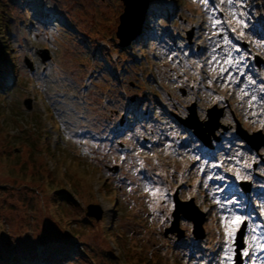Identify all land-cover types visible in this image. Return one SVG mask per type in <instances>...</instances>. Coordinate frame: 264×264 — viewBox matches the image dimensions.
<instances>
[{
	"label": "rangeland",
	"instance_id": "obj_1",
	"mask_svg": "<svg viewBox=\"0 0 264 264\" xmlns=\"http://www.w3.org/2000/svg\"><path fill=\"white\" fill-rule=\"evenodd\" d=\"M149 3L147 36L123 47V0H0V75L14 77L0 90V264H264V0ZM192 108L203 122L220 109L213 133L229 147L200 169L202 142L179 120ZM256 173L257 211L240 216ZM175 193L203 212L200 232L174 217ZM234 215L244 223L229 237Z\"/></svg>",
	"mask_w": 264,
	"mask_h": 264
},
{
	"label": "water",
	"instance_id": "obj_2",
	"mask_svg": "<svg viewBox=\"0 0 264 264\" xmlns=\"http://www.w3.org/2000/svg\"><path fill=\"white\" fill-rule=\"evenodd\" d=\"M125 4L124 12L120 16V24L118 26L117 36L119 38L120 45H126L131 42V40L140 32V27L142 24V20L146 14L148 9V0H123ZM43 56V61L48 56L47 49L37 50ZM28 67H32L30 62H26ZM26 107L31 108L30 98L25 99L24 101ZM214 109H209L207 112L208 120L200 121L195 117V113L193 112L188 115L183 122L188 126L194 129V132L207 144H210L209 134H206L208 131L210 134H213L214 130L219 126L217 122L219 119L220 109L217 114H214ZM206 125V127H204ZM241 131V135L253 146L258 148L261 143L256 140L260 133H254L253 135H249L243 130ZM256 137V138H255ZM174 217L180 216V213H183L185 217L191 219L194 222V230L198 229L201 231V224L203 220V212L197 209V207L193 204L192 200H179L177 198L176 193L174 194ZM87 215L95 216L96 219L101 217V207L98 204L90 203L88 206ZM176 227V223H175ZM182 235V231L178 230V236ZM196 236L199 233H195ZM239 259V258H238Z\"/></svg>",
	"mask_w": 264,
	"mask_h": 264
},
{
	"label": "bare ground",
	"instance_id": "obj_3",
	"mask_svg": "<svg viewBox=\"0 0 264 264\" xmlns=\"http://www.w3.org/2000/svg\"><path fill=\"white\" fill-rule=\"evenodd\" d=\"M254 7H255V5L254 4H252L251 5V8L252 9H254ZM180 49L181 47L180 46H175L174 47V49ZM205 51V49H203V50H201V54L203 55V52ZM245 91V96H244V98L246 97V100H249V98H251L252 96H253V94L251 93L252 91L249 89H246V90H244ZM129 130H125L122 134H124V135H126L127 134V132H128ZM151 144V146L152 145H157V143H150ZM179 146V145H178ZM180 147V146H179ZM243 148V147H242ZM239 150H241V149H239ZM188 152H190V151H187V149L186 148H184L183 150H182V155H187V153ZM192 154L193 155H191V156H196V157H199V159L196 161V165H199V168L198 169H200V167H201V164H200V162L201 161H204V162H207L208 163V158L206 157V156H204V155H202L200 152H194V151H192ZM226 155H230V152H225V156ZM212 160V159H211ZM208 171H209V167H206V168H204V170H203V174H204V176L208 173ZM231 213H234V212H237L235 209L234 210H232L231 209V211H230ZM240 214V216H242V215H244V216H247V215H249L248 213H246V212H240L239 213ZM249 221H252L251 219H249ZM219 246H220V248H221V250L223 249L222 247V243H219ZM219 248V249H220ZM252 250V249H251ZM252 254V253H251ZM252 256H253V254H252Z\"/></svg>",
	"mask_w": 264,
	"mask_h": 264
},
{
	"label": "snow or ice",
	"instance_id": "obj_4",
	"mask_svg": "<svg viewBox=\"0 0 264 264\" xmlns=\"http://www.w3.org/2000/svg\"><path fill=\"white\" fill-rule=\"evenodd\" d=\"M206 2H207V0H206ZM228 3L229 4L233 3V0H228ZM237 23H242V22L241 21H237ZM225 43H230V41H228L227 38H225ZM237 175H239V173H237ZM218 178L219 179H223V177H218ZM204 186L207 187L206 184ZM217 190L221 191L222 189L218 188ZM225 200L227 201V203H231V204H238L239 203L238 201L232 200V199H230L227 196L225 197ZM217 203L220 204L221 208H224L226 206L224 203H221L219 200H217ZM241 223H244L243 217L234 215V218L231 221L232 227L231 228H227L226 227V234L229 237H234L235 230H236V228H238L240 226ZM244 255H248V253L245 252Z\"/></svg>",
	"mask_w": 264,
	"mask_h": 264
},
{
	"label": "trees",
	"instance_id": "obj_5",
	"mask_svg": "<svg viewBox=\"0 0 264 264\" xmlns=\"http://www.w3.org/2000/svg\"><path fill=\"white\" fill-rule=\"evenodd\" d=\"M0 76H3V77H4V82L0 84V90H4V89H6V87H8L9 84L13 83V80H14L13 75H12V78H11V79H9V77H10L11 75H10V76L8 75L9 77L4 76L3 74L0 75ZM7 78H8V79H7Z\"/></svg>",
	"mask_w": 264,
	"mask_h": 264
}]
</instances>
